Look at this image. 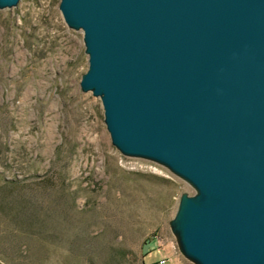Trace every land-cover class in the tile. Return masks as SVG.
Returning a JSON list of instances; mask_svg holds the SVG:
<instances>
[{"label": "water", "instance_id": "obj_1", "mask_svg": "<svg viewBox=\"0 0 264 264\" xmlns=\"http://www.w3.org/2000/svg\"><path fill=\"white\" fill-rule=\"evenodd\" d=\"M18 0H0V8ZM121 154L190 183L169 229L195 264H264V0H58Z\"/></svg>", "mask_w": 264, "mask_h": 264}, {"label": "rangeland", "instance_id": "obj_2", "mask_svg": "<svg viewBox=\"0 0 264 264\" xmlns=\"http://www.w3.org/2000/svg\"><path fill=\"white\" fill-rule=\"evenodd\" d=\"M16 3L0 8V264H156L160 248L195 264L168 224L191 184L111 143L58 0Z\"/></svg>", "mask_w": 264, "mask_h": 264}, {"label": "built area", "instance_id": "obj_3", "mask_svg": "<svg viewBox=\"0 0 264 264\" xmlns=\"http://www.w3.org/2000/svg\"><path fill=\"white\" fill-rule=\"evenodd\" d=\"M158 259V264H167L169 261V258L166 254L161 255Z\"/></svg>", "mask_w": 264, "mask_h": 264}, {"label": "crops", "instance_id": "obj_4", "mask_svg": "<svg viewBox=\"0 0 264 264\" xmlns=\"http://www.w3.org/2000/svg\"><path fill=\"white\" fill-rule=\"evenodd\" d=\"M155 245V244H154ZM164 249V248H163ZM161 251H162V249L160 248V249H158V258L160 257V254H161ZM141 258H142V255H141ZM159 260V259H158ZM175 262H173V263H167V264H174ZM141 264H144L143 263V258H142V262H141ZM146 264H151V263H146ZM156 264H158V261H157V263Z\"/></svg>", "mask_w": 264, "mask_h": 264}]
</instances>
